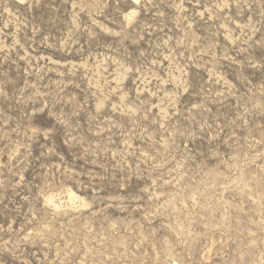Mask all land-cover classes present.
<instances>
[{"label":"rangeland","instance_id":"obj_1","mask_svg":"<svg viewBox=\"0 0 264 264\" xmlns=\"http://www.w3.org/2000/svg\"><path fill=\"white\" fill-rule=\"evenodd\" d=\"M0 264H264V0H0Z\"/></svg>","mask_w":264,"mask_h":264}]
</instances>
